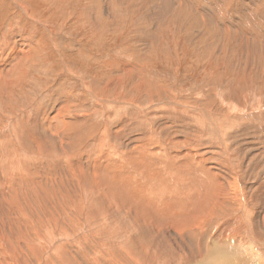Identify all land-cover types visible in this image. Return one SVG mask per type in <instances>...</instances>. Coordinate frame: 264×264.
Segmentation results:
<instances>
[{
    "label": "rangeland",
    "instance_id": "obj_1",
    "mask_svg": "<svg viewBox=\"0 0 264 264\" xmlns=\"http://www.w3.org/2000/svg\"><path fill=\"white\" fill-rule=\"evenodd\" d=\"M196 10L202 19H197ZM263 16L264 0H0V69L5 76L0 77V154L4 152L8 159L5 166L0 165V193L5 188L10 196L8 202L0 200V240L6 236L1 216L12 208L9 202H18L23 213L20 218L12 210L11 224L26 244L28 237L36 238V232L51 230L39 228L42 224L64 222L61 218L72 213V204H77L74 214L79 218L98 216L106 199L108 215L112 216L114 207L122 220L121 231L129 236L128 254L115 251L119 261L112 264H264V202L260 201L264 198V107L252 103L253 97H264ZM149 134L155 144L169 141L163 149L160 146V159L165 162L166 154L178 157L185 148L191 149L198 159H210L207 164L213 170L207 174L217 169L229 180L235 177L247 212L237 219L241 231H234L232 240L222 243L215 239L219 230L208 228L207 233L197 229L191 237L194 244L189 243L188 230L180 234V226L170 216L160 218L146 209L144 215L138 214L128 200L137 202L134 193L118 198L120 184L105 185L114 170L137 168L130 149ZM103 140L104 149L93 152ZM252 141L256 146L250 147ZM180 142L185 144L183 149ZM50 152H55L53 161ZM16 157L23 166L14 172L7 167ZM172 159L167 166L174 163L183 171L179 159L180 165ZM1 167L9 172L4 174ZM193 168L195 173L202 171L199 166ZM89 173L99 180L89 183L92 197L87 203L81 196L80 179L86 174L90 178ZM28 206L38 214L37 222ZM229 210L224 219L231 215ZM68 244L64 240L55 244L56 249L62 247V260L55 256L46 261L97 263ZM204 245L206 250L197 251ZM46 246L41 242L34 258L49 251Z\"/></svg>",
    "mask_w": 264,
    "mask_h": 264
},
{
    "label": "bare ground",
    "instance_id": "obj_2",
    "mask_svg": "<svg viewBox=\"0 0 264 264\" xmlns=\"http://www.w3.org/2000/svg\"><path fill=\"white\" fill-rule=\"evenodd\" d=\"M207 2V1H206ZM225 2V1H224ZM224 2L220 4L224 5ZM223 7V6H222ZM225 8V5H224ZM223 8V9H224ZM238 8V7H237ZM227 10V9H226ZM229 10V9H228ZM226 11V13L230 14V12ZM245 10V9H244ZM247 11V10H246ZM254 11V10H253ZM221 12V11H220ZM219 12V13H220ZM197 13V19H202V13L199 10H196ZM253 13V12H252ZM261 14V13H260ZM254 15V14H253ZM181 16V15H180ZM255 16V15H254ZM253 16V18H254ZM260 16V15H259ZM195 17V18H196ZM257 17V16H256ZM264 17V16H263ZM263 19V18H261ZM248 20V19H247ZM252 20V18H251ZM257 22L260 23L261 20L256 19ZM264 20H262L263 22ZM254 22V21H253ZM210 23V22H209ZM206 24V23H205ZM255 24V23H254ZM257 24V23H256ZM261 24V23H260ZM210 25V24H209ZM208 26V25H207ZM226 26V24H225ZM255 26V25H254ZM258 26V25H256ZM261 26V25H260ZM264 28V27H263ZM261 29V28H260ZM234 34H239L238 31L234 30ZM4 64V62L2 63ZM3 75V70L0 69V77L4 78L5 76ZM254 104L253 107L259 106V107H264V97L263 95H257L256 97H253V102ZM252 104V105H253ZM231 107V104H229ZM237 106V105H236ZM235 106V107H236ZM240 106V105H239ZM246 107V106H245ZM233 108V106H232ZM244 108V106H243ZM252 108V107H251ZM231 109V108H230ZM248 109V108H247ZM254 109V108H252ZM261 109V108H260ZM245 110V109H244ZM184 111V110H183ZM186 111V110H185ZM241 111V110H240ZM243 111V110H242ZM222 112V111H221ZM232 112V111H230ZM234 112V111H233ZM239 113V111L237 112ZM241 113V112H240ZM234 114V113H233ZM263 114V113H262ZM242 115V114H241ZM247 115V114H246ZM253 115V114H251ZM59 117V116H58ZM189 118V117H188ZM218 118V115H217ZM247 118V117H246ZM245 118V119H246ZM249 118V117H248ZM261 118V117H259ZM264 118V117H263ZM191 119V118H190ZM242 119V118H241ZM244 119V118H243ZM244 119V120H245ZM257 119V118H256ZM262 119V118H261ZM231 120V119H230ZM238 120V119H237ZM187 121V120H186ZM189 121V119H188ZM233 121V120H232ZM239 121V120H238ZM191 122V121H190ZM193 122V121H192ZM243 122V121H242ZM241 122V123H242ZM38 123H40L38 121ZM125 123V122H124ZM187 123V122H186ZM228 123V122H227ZM235 123V120L234 122ZM261 123V121H260ZM239 123H237L238 125ZM263 124V123H261ZM75 125V124H74ZM125 126V124H123ZM122 125V127H123ZM141 125V124H140ZM236 125V126H237ZM36 126V125H35ZM89 126V125H88ZM191 126V125H190ZM188 125V127H190ZM231 126H233L231 124ZM15 127V126H14ZM126 127V126H125ZM124 127V128H125ZM193 127V126H192ZM59 128V127H58ZM79 128V127H78ZM105 128V126H104ZM187 128V126H186ZM234 128V127H233ZM236 128V127H235ZM75 129V128H74ZM73 129V130H74ZM123 129V128H122ZM126 129V128H125ZM131 129V128H130ZM129 130V129H127ZM126 130V131H127ZM176 130V129H175ZM103 131V130H102ZM122 131V130H121ZM125 131V130H124ZM130 131V130H129ZM162 131V130H161ZM160 131V132H161ZM171 131V130H169ZM263 131V130H262ZM44 132V131H43ZM78 132V131H77ZM184 132V131H183ZM37 133V131H36ZM40 133V132H39ZM194 133V132H193ZM101 134V132H100ZM154 134V133H153ZM149 134L146 137V141H142L140 145H133L135 147H132L130 149V155H131V161L135 162V165L137 168H133L131 170H128L126 167L125 169H120L118 171L114 170L112 173L115 172V174L111 177V181L108 184L105 185H113L117 186L120 184L118 188H120L122 191L118 194V198L120 197H125L128 195L127 194H135L137 198V202H132L129 198V202L132 204V209H134L137 213H141L144 209L152 212L155 211L158 213V217L160 215L164 216V219H166L167 215L170 216L172 219H174L177 223V229L180 234L181 230H188L186 233L188 234V241L191 243L193 236L195 235V232L197 229L204 230V232L208 229L209 231H213V228L216 230H219V234L215 237V239L220 240V242H225L229 240H232L233 237L235 236L234 231H241V223L237 220L238 218L241 219L245 217L247 210V204L244 198L243 193L239 189V183L235 179L229 180L227 178V175L219 174L218 171L215 172H209L207 174L205 171H212L213 169L210 168L207 164V161L210 160L208 158H205V156L202 157V159H198V154L194 152L191 149H184L182 150L183 152L180 153L179 150L178 152L180 153L178 157L176 155L172 156L176 158L175 162L178 164V159L179 162L181 163L182 170H179V166H175L174 163L172 166H167L169 162H171L173 159L170 155V158H168L166 154V162L164 159H160V152L164 148L166 143L169 141L166 140L165 144L162 146L159 145V143L155 144L156 141L152 140V135ZM188 134V133H187ZM67 135V134H66ZM103 135V134H102ZM115 135V134H114ZM159 135V134H158ZM162 135V134H160ZM159 135V136H160ZM190 135V133H189ZM200 135V134H199ZM17 136V135H15ZM71 136V135H70ZM86 136V135H85ZM117 136V135H115ZM78 137V136H77ZM124 137V136H123ZM158 137V136H157ZM172 137V135H171ZM190 137V136H189ZM196 137V136H195ZM203 139L205 140V136H202ZM201 137V138H202ZM256 137V136H255ZM82 138V137H81ZM99 138V136H98ZM114 138H119V137H114ZM159 138V137H158ZM164 138V137H163ZM170 138V137H169ZM194 138V137H193ZM200 138V137H199ZM55 139V138H54ZM103 139V138H102ZM161 139V137H160ZM191 139V138H190ZM82 140V139H81ZM85 140V139H84ZM109 140V139H108ZM135 140V139H134ZM192 140V139H191ZM195 140V138H194ZM193 140V141H194ZM56 141V140H55ZM75 141V140H74ZM99 141V140H98ZM161 141V140H160ZM163 141V140H162ZM64 142V141H62ZM61 142V145H62ZM82 142V141H81ZM85 144L88 141H84ZM111 142V141H110ZM117 142V141H116ZM121 142V141H120ZM174 142V141H173ZM184 142V141H183ZM195 142V141H194ZM253 142V141H252ZM181 143V142H180ZM57 144V143H56ZM69 144V143H68ZM93 144V143H92ZM117 144V143H116ZM121 144V143H120ZM173 143H170V147L172 146ZM175 144V143H174ZM35 145V144H34ZM47 145V144H45ZM83 146L84 144L81 143ZM80 145V147H81ZM87 145V144H86ZM119 147V144H117ZM127 145V144H126ZM185 144H182V149ZM250 147L256 146L253 143L250 142ZM262 145V144H260ZM37 146V145H36ZM72 146V145H71ZM116 146V145H115ZM115 146H112L111 148H115ZM132 146V145H131ZM162 146V149L161 147ZM204 146V144L202 145ZM46 147V146H45ZM62 147V146H61ZM105 147V142H99L93 148V152H101ZM117 147V148H118ZM174 147V146H173ZM178 147V146H176ZM192 147V146H191ZM189 147V148H191ZM31 148V147H30ZM167 148V146H166ZM188 148V147H187ZM193 148V147H192ZM21 149V148H20ZM42 149H44L42 147ZM50 149V148H48ZM61 148V151L64 152V149ZM69 149V148H68ZM72 149V148H71ZM123 149V148H122ZM179 149V148H178ZM197 149V148H195ZM258 149V148H257ZM70 150V149H69ZM74 150V148H73ZM107 150V149H106ZM165 150V149H164ZM167 150V149H166ZM177 150V149H176ZM248 148L244 147V152L247 151ZM49 151V150H48ZM59 151V149H58ZM109 151V150H108ZM118 151V150H117ZM120 153L122 154L121 150H119ZM126 151V150H125ZM174 151V150H173ZM196 151V150H195ZM204 151V150H203ZM263 151V150H262ZM30 152V151H29ZM52 152V151H51ZM49 153L48 156L51 158L54 156L55 152ZM60 152V151H59ZM72 152V151H71ZM84 152V151H82ZM124 152V151H123ZM166 152V151H165ZM168 152V151H167ZM176 152V151H175ZM212 152V151H210ZM4 153V152H3ZM2 153V154H3ZM73 153V152H72ZM79 153V152H78ZM92 153V152H91ZM109 153V152H108ZM119 153V152H118ZM171 153V152H170ZM201 153V152H200ZM208 153V152H207ZM0 154V165L5 166V163L7 157L3 156ZM6 154V152H5ZM17 154V153H16ZM26 154V153H25ZM24 154V155H25ZM82 154V153H81ZM205 154V153H204ZM20 155V154H19ZM28 155V154H27ZM38 155V153L36 154ZM77 155V154H76ZM96 155V154H95ZM98 155V154H97ZM203 155V152L202 154ZM67 156V155H66ZM118 156V155H117ZM165 156V155H164ZM218 156V155H217ZM43 157V156H42ZM56 157V156H55ZM54 157V158H55ZM59 157V156H58ZM69 158L71 156H68ZM108 157V156H107ZM110 157V153H109ZM108 157V158H109ZM191 157H194L192 160ZM207 157V156H206ZM209 157V156H208ZM213 157V156H211ZM9 158V157H8ZM68 158V159H69ZM77 158V157H76ZM104 158V157H103ZM163 158V157H162ZM201 158V156H200ZM45 159V158H44ZM60 159V158H58ZM54 159V160H58ZM65 159V158H64ZM101 159V157H100ZM172 159V160H170ZM208 159V160H207ZM214 159V158H213ZM212 159V160H213ZM217 159V158H216ZM11 160V159H10ZM31 160V159H30ZM39 160V159H38ZM73 158L69 159V161H72ZM138 160V161H137ZM219 160V159H218ZM46 161V159H45ZM50 161H53V158H51ZM67 161V160H66ZM74 161V160H73ZM94 161V160H93ZM115 161V160H114ZM55 162V161H54ZM53 162V164H54ZM82 162V161H81ZM106 162L103 161V163ZM220 162V161H219ZM25 163V162H24ZM47 163V162H46ZM57 163V162H56ZM55 163V164H56ZM93 163V162H92ZM107 163V162H106ZM224 163V162H223ZM222 163V164H223ZM77 164V163H76ZM111 164V163H110ZM119 164V163H118ZM212 165L213 162L211 163ZM25 165V164H24ZM38 165V164H37ZM74 165V164H73ZM104 165V164H103ZM174 165V166H173ZM180 165V164H178ZM221 165V164H220ZM23 166V161H21L18 157L13 160L9 161V166L7 168H11L16 172ZM78 166V165H77ZM82 166V165H81ZM93 166V165H92ZM96 166V165H95ZM134 166V165H133ZM200 167L202 171H198L199 173L194 172L193 167ZM219 166V164H218ZM223 166V165H221ZM25 167V166H24ZM35 167V166H34ZM100 167V166H99ZM103 167V166H102ZM108 167V166H107ZM124 167V166H123ZM180 167V168H181ZM213 167V166H212ZM30 168V167H29ZM51 168V167H50ZM49 168V170H50ZM109 168V167H108ZM107 168V169H108ZM96 169V168H95ZM113 169V167H111ZM130 169V168H129ZM2 170V167H1ZM16 170V171H15ZM64 170V168H63ZM197 170V169H196ZM224 170V168H223ZM3 171V170H2ZM27 171V170H26ZM37 171V170H35ZM59 171V170H58ZM76 171V170H75ZM7 172V171H6ZM6 172L3 173L6 174ZM9 172V171H8ZM7 172V173H8ZM23 172V169L22 171ZM53 172V171H52ZM101 172V171H100ZM104 172V171H103ZM226 172V169H225ZM231 172V171H230ZM31 173V172H30ZM102 173V172H101ZM232 173V172H231ZM17 174V173H16ZM23 174V173H21ZM90 174V173H89ZM111 172H109V175ZM15 175V174H14ZM13 175V176H14ZM37 175H39L37 173ZM55 175V174H54ZM68 175V174H67ZM6 176V175H5ZM12 176V175H11ZM13 176L11 178H13ZM36 176V174H35ZM66 176V175H65ZM82 176V175H81ZM97 176V174H96ZM208 178H205L207 177ZM15 177V176H14ZM67 177V176H66ZM78 177V176H77ZM210 177V178H209ZM233 177V176H232ZM2 178V177H1ZM6 178V177H5ZM9 178V177H8ZM18 178V177H17ZM37 178V177H36ZM60 178V177H59ZM69 178V177H68ZM95 178V179H94ZM3 179V178H2ZM0 179V180H2ZM62 179V178H60ZM59 179V180H60ZM65 180V178H64ZM99 180V177H95V173L90 174V178H88V174L83 175L82 178L79 181H77V185H80L82 192V197L83 199L88 203L90 201V197H92V192L90 191L91 189L89 187V183L92 184L94 181ZM101 180V178H100ZM109 181L108 178L103 179L101 181ZM3 181V180H2ZM1 181V182H2ZM8 180H6L7 182ZM13 180H11L12 182ZM23 181V180H22ZM28 181V179H27ZM36 181V180H35ZM74 181V180H73ZM99 181V182H101ZM15 182V179L14 181ZM17 182V181H16ZM67 182V181H66ZM98 182V181H97ZM37 183V182H36ZM75 182H73L74 184ZM3 185V183H0ZM1 185V186H2ZM38 185V183H37ZM64 185V184H63ZM76 185V186H77ZM95 185V184H94ZM6 186V185H5ZM31 186V185H30ZM62 186V185H61ZM76 187L75 185H72ZM91 186V185H90ZM237 187L235 189L234 187ZM19 187V186H18ZM24 187V186H23ZM39 187V186H38ZM53 187V186H52ZM58 187V185H57ZM93 187V186H92ZM91 187V188H92ZM97 187V186H96ZM2 188V187H0ZM10 188V186H9ZM80 188V189H81ZM88 188V189H86ZM26 189V188H25ZM24 189V190H25ZM35 189V188H34ZM38 189V188H37ZM53 189V188H52ZM55 189V188H54ZM59 189V187L57 188ZM55 189V190H57ZM66 189V187H64ZM68 189V188H67ZM95 189V188H94ZM54 190V191H55ZM60 190V189H59ZM58 190V191H59ZM70 190V189H69ZM98 190V189H97ZM115 190V189H114ZM118 190V189H117ZM238 194V197L236 194ZM39 192V189H38ZM62 192V191H59ZM261 192V191H260ZM49 193V191H48ZM264 193V192H263ZM33 194V193H32ZM60 194V193H59ZM102 194V193H101ZM38 195V194H37ZM50 195V194H48ZM55 195V194H54ZM58 195V194H57ZM72 195V194H71ZM70 195V196H71ZM78 195V194H77ZM51 196V195H50ZM59 196V195H58ZM80 196V195H79ZM55 197V196H54ZM60 197V196H59ZM81 197L80 200H83ZM232 199H231V198ZM258 197V196H257ZM30 198V197H29ZM255 198V197H254ZM31 199V198H30ZM101 199V198H100ZM105 199V198H104ZM0 200L5 203L10 200L9 193L7 190L4 188L3 191L0 193ZM48 200V199H47ZM67 200V199H66ZM70 200V199H69ZM77 200V198H76ZM106 200V199H105ZM104 200V205L105 208L102 210L100 215H89L86 214L84 217H77L74 214V209H77V204H72L69 209L72 212L70 215L64 216L61 218L64 222H62L60 225H58L56 222H52L49 224L46 223L44 226H40L39 228L49 226L51 230L47 231H41V232H36V238L32 239L31 237H28V240H25L26 244H24V241L20 240L16 234V230L13 229L12 231V224H11V219L12 217V210L18 211L19 212V217L21 218L23 213L20 211V206L17 204L18 202H9V204L12 206V208L7 210L6 215L2 213L1 219L3 222L2 225V231L5 232L6 236H3L2 239L0 240V264H49L46 259L48 258L51 259L53 257L61 258L62 260V247H58L56 249L55 244L59 241H70L71 247L77 248L79 252L84 253L93 263L95 259H97V263L95 264H112L113 261H119L115 258V251H122L126 254H128V241L126 240L127 234L126 232L121 231V222L122 220L116 216V211H114V207L112 208V216L108 215V208L107 206L109 203H107ZM19 201V200H18ZM42 201V200H41ZM40 201V202H41ZM53 201V200H52ZM114 201V200H112ZM111 201V202H112ZM136 201V200H135ZM261 203L264 202V198L262 197L260 199ZM78 202V201H77ZM43 203V202H42ZM72 203V202H71ZM95 203V202H94ZM113 203V202H112ZM255 203V202H254ZM30 204V203H29ZM55 204V203H51ZM86 204V203H85ZM18 205V206H16ZM27 205V204H26ZM25 205V206H26ZM96 205V203H95ZM127 205V204H126ZM226 205V206H225ZM4 206V205H3ZM25 206H22L25 208ZM46 207V205H44ZM53 206V205H52ZM80 206V205H79ZM87 206V205H86ZM35 207V205H33ZM40 207V206H39ZM43 207V204H42ZM67 207V206H66ZM89 209H91V206H87ZM95 207V206H94ZM1 208V207H0ZM29 209V206L27 207ZM37 208V207H36ZM62 208V207H61ZM96 208V207H95ZM126 208V207H125ZM262 208V207H261ZM38 209V208H37ZM42 209V208H41ZM81 209V208H80ZM94 209V208H93ZM91 209V210H93ZM122 209H124L122 207ZM228 209H230L231 215L228 216L227 219H224L225 215L229 214ZM2 210V209H1ZM30 210V209H29ZM46 210V209H45ZM54 210V209H52ZM84 210V208H83ZM90 210V211H91ZM99 210V208H98ZM96 211L99 213V211ZM118 210V209H117ZM229 210V211H230ZM22 211H25L24 209ZM48 211V210H47ZM46 211V212H47ZM65 211V210H64ZM63 211V212H64ZM128 211H131V208H128ZM3 212V211H2ZM33 219L36 220V217L38 214L35 213V211H31ZM66 212V211H65ZM64 212V213H65ZM80 212V211H79ZM86 212V211H85ZM163 214H159L162 213ZM38 213V212H37ZM77 213V211H76ZM94 213V211H93ZM128 213V212H127ZM131 213V212H129ZM232 213H240L239 215H232ZM42 214V213H41ZM44 214V212H43ZM54 214V213H53ZM63 214V213H62ZM78 214V213H77ZM81 214V213H79ZM143 214V212H142ZM47 215V214H46ZM132 215V214H131ZM144 215V214H143ZM259 215V214H258ZM25 216V214H24ZM27 216L28 213H27ZM156 216V215H155ZM28 218V217H27ZM26 218V219H27ZM121 218V216H120ZM155 218V217H154ZM161 218V217H160ZM257 218V217H256ZM41 219V218H39ZM43 219V217H42ZM46 219V218H45ZM55 219V218H54ZM23 220V219H22ZM31 220V219H30ZM44 220V219H43ZM46 220H49L48 218ZM60 220V221H62ZM155 220V219H154ZM258 219L255 221L257 222ZM1 221V220H0ZM53 221V220H52ZM56 221V220H55ZM127 221V220H126ZM149 221V220H148ZM243 221V220H242ZM185 222H189L188 224H185ZM264 223V216L261 217V223ZM42 223V221H41ZM258 223V222H257ZM260 223V222H259ZM152 225V224H151ZM188 225V226H186ZM38 226V225H37ZM237 226L238 229H234L233 227ZM256 226V225H255ZM153 227V226H152ZM264 227V226H263ZM133 229V228H132ZM150 229V228H149ZM156 230V229H155ZM130 231V230H129ZM262 231V230H261ZM264 231V228H263ZM216 232V231H215ZM218 232V231H217ZM23 233V232H22ZM128 233V232H127ZM132 233V232H130ZM184 233V232H182ZM185 233V235H186ZM207 233V232H205ZM21 234V233H20ZM31 234V233H30ZM29 234V235H30ZM191 234V235H190ZM134 235V234H133ZM176 235V234H175ZM257 235H261L257 234ZM183 236V235H182ZM204 236V235H203ZM210 237V236H209ZM259 237V236H258ZM211 238V237H210ZM10 239V240H9ZM181 240L183 243L186 245V242L183 240L181 237ZM13 241L16 243L14 244ZM160 242H164L161 240H158ZM207 241V240H206ZM205 241V242H206ZM46 243V249L49 251H45L42 256H36L34 258L33 251L36 249H39L40 244ZM193 244L195 241H192ZM198 242V241H197ZM208 242V241H207ZM156 244V243H155ZM205 244V243H204ZM211 244V243H209ZM220 245V244H219ZM42 246V245H41ZM61 246V245H60ZM111 246L113 248H111ZM156 246V245H155ZM196 246V245H195ZM200 246V245H199ZM208 246V243H207ZM64 249V248H63ZM132 249V248H131ZM41 250V249H40ZM201 250H206L205 245L200 247L197 251ZM208 250V249H207ZM29 251V252H28ZM43 251V250H42ZM202 251V252H203ZM50 252H54L53 254H50ZM74 252V251H73ZM201 252V253H202ZM192 253V252H190ZM204 253V252H203ZM202 253V256H203ZM83 254V255H84ZM193 254V253H192ZM205 254V253H204ZM122 255V254H121ZM158 255V254H157ZM210 255V254H209ZM218 255V254H217ZM194 256V255H193ZM83 257V256H82ZM85 257V256H84ZM119 257V256H118ZM131 257V255H130ZM158 257V256H156ZM120 258V257H119ZM126 258V256H125ZM200 258V257H199ZM159 259V258H158ZM162 259V258H161ZM88 260V259H87ZM173 260V259H172ZM55 261V260H54ZM155 261V260H154ZM90 262V261H88ZM91 262V263H92ZM151 262V261H150ZM152 263V262H151ZM158 263V262H157ZM170 264V263H169ZM178 264V263H177ZM214 264V263H213Z\"/></svg>",
    "mask_w": 264,
    "mask_h": 264
}]
</instances>
